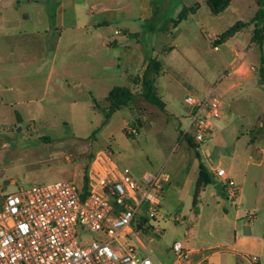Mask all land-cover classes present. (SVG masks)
Masks as SVG:
<instances>
[{
  "label": "rangeland",
  "instance_id": "1",
  "mask_svg": "<svg viewBox=\"0 0 264 264\" xmlns=\"http://www.w3.org/2000/svg\"><path fill=\"white\" fill-rule=\"evenodd\" d=\"M18 2L34 20L8 38L0 35L4 54L18 60L0 73V193L59 181L81 186L89 156L111 151L138 181L159 172L169 178L156 218L160 233L142 235L158 264L175 262V242L185 250L223 251L225 264L237 263L233 252L245 263L257 259L254 241L264 237V41L252 42L254 24L225 42L215 45V39L239 21L250 22L264 0H231L220 15L206 0ZM196 4L195 14L176 22ZM38 19L42 25L35 27ZM24 53L30 64L22 62ZM152 59L162 67L155 86L165 111L142 93L141 74ZM242 60L257 70L234 74ZM115 87L131 89L134 97L107 119L106 99ZM212 89L223 99L224 115L209 139L207 166H234L241 187L235 202L213 186L194 202L201 151L184 137L190 124L185 98ZM134 127L138 132L131 134ZM95 237L80 228L81 244Z\"/></svg>",
  "mask_w": 264,
  "mask_h": 264
},
{
  "label": "built area",
  "instance_id": "2",
  "mask_svg": "<svg viewBox=\"0 0 264 264\" xmlns=\"http://www.w3.org/2000/svg\"><path fill=\"white\" fill-rule=\"evenodd\" d=\"M256 70L242 60L232 72L244 76ZM185 102L190 124L184 136L204 145L224 115L223 99L212 89L206 95L188 94ZM212 173L226 198L235 202L241 192L238 182L222 166ZM84 176L86 185L59 181L0 193V264H158L142 235L147 229L160 233L155 225L168 176L159 172L138 181L111 151L103 150L94 154ZM248 218L252 223L254 213ZM80 228L95 239L81 244ZM173 252V264H191L190 252L180 242L174 243Z\"/></svg>",
  "mask_w": 264,
  "mask_h": 264
},
{
  "label": "trees",
  "instance_id": "3",
  "mask_svg": "<svg viewBox=\"0 0 264 264\" xmlns=\"http://www.w3.org/2000/svg\"><path fill=\"white\" fill-rule=\"evenodd\" d=\"M206 1L211 12L214 15L222 14L231 4V0H206ZM198 6L199 5L196 4L193 7L184 8V10L181 12L176 22L179 23L183 20H186L190 14H195L198 10ZM251 24H254L252 42H254L257 45H261L264 41V10L262 9L257 12L255 17L250 22L239 21L235 23L220 36L219 40L225 42L227 39L233 37L238 32L242 31ZM219 40L217 41V43L220 42ZM161 71H162V67L160 63L157 61V59H152L142 73L141 83L143 89L142 93L143 96L146 98V100L150 103H154L158 105L163 111H165L164 104L162 103L157 88L155 86L156 79L160 75ZM261 74H262V78H264L263 71L261 72ZM133 97H134V93L131 89L123 88V87H115L110 92L108 98L106 99V101L109 102L110 104L109 109L106 112V118L109 119L115 111L120 110L124 106H126L133 99ZM190 143L192 146L195 145L192 142L191 138H190ZM94 154L95 153L89 156L90 159L85 169V175L87 173L89 164L94 158ZM197 157L199 160V174L196 184V198L194 202H197V196L199 195V192L201 190H204L205 187L214 183V179L211 176L209 169L205 166L204 163H202L200 155L198 154ZM83 178H84V185H86L87 177L84 176Z\"/></svg>",
  "mask_w": 264,
  "mask_h": 264
},
{
  "label": "crops",
  "instance_id": "4",
  "mask_svg": "<svg viewBox=\"0 0 264 264\" xmlns=\"http://www.w3.org/2000/svg\"><path fill=\"white\" fill-rule=\"evenodd\" d=\"M18 1L19 0H0V35H2V37H6V38L10 37L14 31H16L19 27H21L20 25L23 21L34 20L33 15L31 13L20 12ZM61 20H62L61 24H63L65 21V15L63 13H61ZM42 22H43L42 20L38 19L37 25L35 27H39L40 25H42ZM38 31L40 33V30H38ZM27 32L28 31L24 30V33L27 34ZM2 45H3V43L0 42V73L3 72V70H5L6 65H11L10 64L11 62L15 63L18 61L17 59L13 58L15 55L13 53H10L9 55L6 56L3 52V46ZM22 57H23L22 62L24 64L27 65V64L31 63L30 55L28 56L26 53H24L22 55ZM143 71H144V69H143ZM132 81L136 82L135 78H133ZM221 120L222 119H220L219 121L216 122L215 129L217 127V124L220 123ZM219 143H221V142H219ZM209 145H210V142L208 141L206 144L201 145L198 148L202 152V153L201 152L199 153L201 161H202V163L205 164L206 167H208L207 163L211 161L209 158V154H208ZM198 165H199V160H198ZM217 166H222V165L219 162L217 165H215L213 167H208L209 172L214 179V183L205 187L204 189H207L208 187L213 186L215 191L221 192L222 195L226 198V195H225L224 191L222 190L221 185L219 184L220 181L217 178H215L213 173H212ZM225 169L231 175L232 178L238 176L235 173L236 170L234 169V166L232 164L228 168H225ZM198 174H199V168L197 169L196 179L198 178ZM261 199H262L261 196H259L257 198V200H256L257 206L261 205V203H260ZM162 211H163V209H162ZM238 220H239V212L236 211L235 216H234L235 224L238 222ZM250 227H251L250 236H252V233L255 230L254 229L255 226H254V224H251ZM254 232H256V231H254ZM254 242L256 243L257 246L260 245L259 251H258V258L256 259L255 258L256 256H254L252 258V260L248 259V261L245 263V261L242 257L239 258V255L237 253L233 252L232 254H234L238 258V261L236 264H264V237L261 239L260 244L258 242H256V240ZM187 244H189V242ZM209 249H211V248H208V249L207 248H203V249L187 248V250L190 252V257H189L190 263L191 264H225L228 262V260L224 259L223 251L209 252L210 251ZM254 258H255V260H254Z\"/></svg>",
  "mask_w": 264,
  "mask_h": 264
},
{
  "label": "water",
  "instance_id": "5",
  "mask_svg": "<svg viewBox=\"0 0 264 264\" xmlns=\"http://www.w3.org/2000/svg\"><path fill=\"white\" fill-rule=\"evenodd\" d=\"M221 185V183H219Z\"/></svg>",
  "mask_w": 264,
  "mask_h": 264
}]
</instances>
